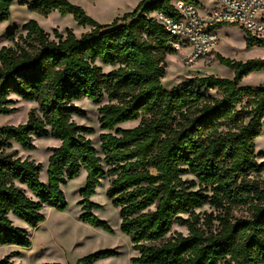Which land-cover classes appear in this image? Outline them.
I'll use <instances>...</instances> for the list:
<instances>
[{
    "label": "trees",
    "instance_id": "1",
    "mask_svg": "<svg viewBox=\"0 0 264 264\" xmlns=\"http://www.w3.org/2000/svg\"><path fill=\"white\" fill-rule=\"evenodd\" d=\"M174 1L143 0L109 24L69 0L28 2L32 12L71 14L90 30L77 36L70 28L65 34L55 29L52 36L30 19L23 33L8 34L11 45L0 48V115L15 112L12 95L39 104L25 123L0 127V246L30 247L28 231L12 217L35 228L45 220L46 206L64 210L62 186L85 169L80 219L112 232L94 213L101 206L91 200L100 178L111 177L107 196L138 252L134 264H264V187L251 177L264 172L255 142L263 133L264 89L240 86L245 76L264 71V59L216 53L233 78L196 75L166 88L167 56L177 51L151 14L176 16ZM12 4L0 0V22L10 19ZM245 41L247 49L264 47L247 32ZM84 98L108 101L98 109L103 156L87 137L93 129L73 120L83 115L76 102ZM137 120L133 127L122 126ZM43 137L60 141L51 150L46 182L40 179L42 164L13 149L15 142L33 150L34 138ZM206 204L218 213L202 218L196 210ZM240 207L250 215L233 218ZM175 224L188 233L172 232ZM115 254L102 250L77 264ZM13 255L0 264H15Z\"/></svg>",
    "mask_w": 264,
    "mask_h": 264
},
{
    "label": "rangeland",
    "instance_id": "2",
    "mask_svg": "<svg viewBox=\"0 0 264 264\" xmlns=\"http://www.w3.org/2000/svg\"><path fill=\"white\" fill-rule=\"evenodd\" d=\"M31 0H13L11 7L10 19L0 22V48L5 45H11L9 33L13 32L15 36L23 33L22 26L30 19L38 21V23L52 36L54 30L65 34L66 29L70 28L77 36L83 32L90 30V27H82L76 23L71 14L61 15L58 11H53L49 16L45 17L28 9V2ZM70 2L80 5L88 15L93 17L101 24L112 23L116 18H122L126 13L133 12L139 3L143 0H69ZM216 0H199L200 13L205 15L212 8ZM128 22V21H127ZM120 21V24L127 23ZM219 41L212 52L213 61L205 63L201 60L192 66L184 65V58L187 50L183 49L179 52L169 54L167 56V68L165 76L162 79L163 85L171 87L174 84L196 76V75H216L227 77V70L230 68L221 65L215 60L216 53L232 59L247 61L253 58L264 59V49L254 47L246 48V31L236 24H222L215 29ZM108 71L109 68H104ZM167 74V75H166ZM179 75V80L175 77ZM234 76V73H233ZM174 78V79H173ZM240 86H261L264 89V71H258L245 76ZM13 100L12 107L15 112L10 115H0V127L7 124H21L28 119L29 112L32 109L39 110L37 101H26L15 95L11 96ZM104 100L101 104L107 103ZM83 112V115H74L73 120L83 126L93 129V133L87 134L93 145L97 149V153L103 156L99 135L102 132L99 123V107L93 101L84 98L76 102ZM139 123V120L123 124V127H133ZM35 149L24 150L21 146L13 142V149H16L18 155L22 158L29 156L36 162L42 164L40 178L43 182L47 181V166L52 148L60 145V141L52 137L34 138ZM257 153L262 152L263 157L258 158V162L264 161V134L258 137L256 142ZM106 170V166L103 164ZM87 171L83 169L81 173L74 179L68 181L62 186L67 199V207L64 210L46 206L43 210L45 220L37 227L33 228L23 220L12 217L14 224L28 231L31 246L21 247L18 245H2L0 246V259L14 253L12 260L15 264H77L78 259L99 252L111 249L117 252L115 255H109L101 259H97L92 263L82 262L80 264H134L132 258L138 255L133 248V243L129 236L124 234L120 229L119 210L116 208L107 196V189L111 181V177L105 176L100 178V185L97 187L95 194L91 200L101 207L95 208L94 213L103 220H106L112 232H108L102 228L91 226L80 219L82 213L80 190L86 183ZM251 177L260 182L264 187V172L260 174L252 173ZM184 178H194L191 174H186ZM203 218L206 214L213 213L216 215L218 211L209 204L204 205L196 210ZM250 215V211L246 207H240L234 210L233 218H244ZM218 225V221H214V229ZM188 233V230L175 224L172 232Z\"/></svg>",
    "mask_w": 264,
    "mask_h": 264
},
{
    "label": "built area",
    "instance_id": "3",
    "mask_svg": "<svg viewBox=\"0 0 264 264\" xmlns=\"http://www.w3.org/2000/svg\"><path fill=\"white\" fill-rule=\"evenodd\" d=\"M173 6L176 16L162 11L151 16L171 34L175 51L187 50L185 66L201 60L213 61L212 52L219 41L213 28L216 24L239 25L257 40L264 41V0H216L205 15L200 13V4L175 0ZM261 127L264 134V116Z\"/></svg>",
    "mask_w": 264,
    "mask_h": 264
},
{
    "label": "crops",
    "instance_id": "4",
    "mask_svg": "<svg viewBox=\"0 0 264 264\" xmlns=\"http://www.w3.org/2000/svg\"><path fill=\"white\" fill-rule=\"evenodd\" d=\"M227 78H233V70H227ZM243 80V79H242ZM242 82V81H241ZM241 82H240V84H241ZM176 84H174L173 86H175ZM173 86H171V87H173ZM171 87H167V88H171Z\"/></svg>",
    "mask_w": 264,
    "mask_h": 264
},
{
    "label": "bare ground",
    "instance_id": "5",
    "mask_svg": "<svg viewBox=\"0 0 264 264\" xmlns=\"http://www.w3.org/2000/svg\"><path fill=\"white\" fill-rule=\"evenodd\" d=\"M11 7H12V6H11ZM166 75H167V74H166ZM175 76H176V75H175ZM173 79H174V78H173ZM175 79H176V80H179V79H180V78H179V75H177V76L175 77ZM257 140H258V139H257ZM257 140H256L255 142H257ZM40 179H41V178H40ZM42 179H43V175H42ZM42 179H41V180H42Z\"/></svg>",
    "mask_w": 264,
    "mask_h": 264
}]
</instances>
